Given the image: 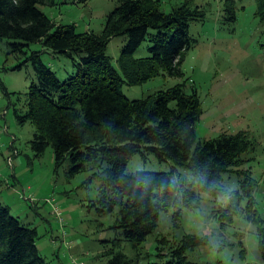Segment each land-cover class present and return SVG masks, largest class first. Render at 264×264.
<instances>
[{"label":"trees","instance_id":"obj_1","mask_svg":"<svg viewBox=\"0 0 264 264\" xmlns=\"http://www.w3.org/2000/svg\"><path fill=\"white\" fill-rule=\"evenodd\" d=\"M253 1L254 15L264 24V0ZM159 2L119 0L106 14L101 33L94 34L55 23L39 9L53 6L54 0H0V42L5 41L8 54L17 61L11 69L29 64L34 72L25 108L14 114L19 124H33L30 146L35 156L50 146L55 169L67 162V178L89 171L88 181L97 182V195L89 206L100 214L115 211L111 228L136 253L155 230L160 212L174 208L177 226L180 209H196L205 193L214 200L211 215L221 226L231 224L245 203L264 260V220L253 208L249 171L242 168L243 154L254 149L247 135L237 131L196 140L200 100L194 88L184 90V83L138 99L122 93V85H140L159 74L180 77L184 55L196 43L189 26L204 19V10L182 0L164 12ZM236 2L223 0V20L228 23L235 21ZM114 37L124 39L118 69L106 55ZM144 41L149 43L147 56L133 58ZM32 43L70 59L74 71L58 79L41 60L40 51L29 50ZM136 154L143 159L152 155L171 163L174 170L127 173L126 164ZM176 167L187 177L174 176ZM228 173L239 178L238 188L230 191L221 184ZM221 199L227 200L223 206L218 203ZM37 238L35 228L23 225L0 202V264H47L35 245ZM121 239L111 241L104 264H133L116 249ZM161 240H156L161 258L146 264H222L186 259V251L207 244L206 236L183 234L165 253L160 251Z\"/></svg>","mask_w":264,"mask_h":264},{"label":"rangeland","instance_id":"obj_2","mask_svg":"<svg viewBox=\"0 0 264 264\" xmlns=\"http://www.w3.org/2000/svg\"><path fill=\"white\" fill-rule=\"evenodd\" d=\"M119 0H54L53 6L39 9L58 24H73L76 32L100 34L106 14ZM182 0H160L159 8L167 12ZM204 10V19L190 24L189 34L196 40L181 63L180 77L159 74L136 86L122 85L128 99H138L177 83L184 90H196L201 113L194 124L196 140H209L221 133L243 131L251 140L253 151L243 154L242 168L249 171L252 182L253 208L264 220V24L254 15L253 0H236L235 21L223 20V0H191ZM124 39L111 38L106 47L110 63L118 69L117 58ZM144 41L133 58L147 56ZM29 50L40 51L41 60L62 80L74 71L70 59L52 54L39 43ZM17 61L8 54L5 41L0 42V202L23 225L35 228V245L47 264H104L111 241L121 239L112 229L115 211L100 214L89 206L97 195V182H89V171L67 178V162L54 168L50 146L35 156L30 140L33 124H19L14 110L23 111L24 100L34 72L29 64L12 70ZM171 163L159 162L152 155L143 159L134 155L125 171H165ZM174 176L187 177L176 167ZM178 174V175H177ZM221 184L228 191L238 188L234 173L222 176ZM213 198L200 194L194 210L180 209L174 225L175 209L159 214L155 230L141 243L136 253L127 241L116 247L133 264L158 261L156 240L162 239L160 251L183 234L206 236L207 244L185 253L186 259L197 263L264 264L260 256L256 227L248 222L243 209L231 224L221 226L211 215ZM226 199L218 201L222 206ZM57 208L58 214L54 208ZM116 242V241H115Z\"/></svg>","mask_w":264,"mask_h":264},{"label":"built area","instance_id":"obj_3","mask_svg":"<svg viewBox=\"0 0 264 264\" xmlns=\"http://www.w3.org/2000/svg\"><path fill=\"white\" fill-rule=\"evenodd\" d=\"M54 210H55V212H56L57 214L59 213L56 207L54 208Z\"/></svg>","mask_w":264,"mask_h":264}]
</instances>
